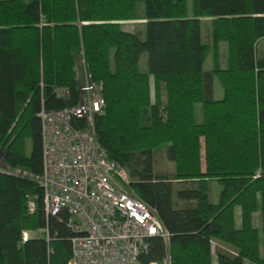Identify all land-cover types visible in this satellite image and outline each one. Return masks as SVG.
I'll list each match as a JSON object with an SVG mask.
<instances>
[{
  "label": "trees",
  "instance_id": "trees-1",
  "mask_svg": "<svg viewBox=\"0 0 264 264\" xmlns=\"http://www.w3.org/2000/svg\"><path fill=\"white\" fill-rule=\"evenodd\" d=\"M142 3L138 12L137 3ZM211 19L210 47L201 19ZM139 20L136 31L122 21ZM227 42V65L218 44ZM264 0H0V264H68L70 217L47 218L38 113L79 102L81 57L101 84L95 135L129 187L170 233L150 239L146 263L264 264ZM145 55L141 67L140 58ZM223 87L214 98L213 82ZM56 89H65L61 96ZM201 104V120L196 105ZM162 108H164L162 112ZM29 142V144H28ZM165 148L170 176L155 172ZM221 190L210 198L211 182ZM181 185L175 191L174 184ZM32 198L35 208L29 212ZM239 207L240 220H236ZM260 210L261 246L252 245ZM48 227L50 242L23 231ZM217 242L228 250L213 251ZM50 249V250H49Z\"/></svg>",
  "mask_w": 264,
  "mask_h": 264
},
{
  "label": "built area",
  "instance_id": "built-area-1",
  "mask_svg": "<svg viewBox=\"0 0 264 264\" xmlns=\"http://www.w3.org/2000/svg\"><path fill=\"white\" fill-rule=\"evenodd\" d=\"M82 66L81 78L76 69L79 102L53 110L42 105L38 113L45 214L60 218L65 211L70 217L68 264H170L168 250L160 262L142 260L151 238L163 239L168 247L170 233L157 211L129 187L126 168L98 143L94 118L103 113L105 100L101 84ZM55 91L68 96L65 89ZM34 208L30 198L29 212ZM34 235L50 242L48 227L23 231V241Z\"/></svg>",
  "mask_w": 264,
  "mask_h": 264
},
{
  "label": "rangeland",
  "instance_id": "rangeland-1",
  "mask_svg": "<svg viewBox=\"0 0 264 264\" xmlns=\"http://www.w3.org/2000/svg\"><path fill=\"white\" fill-rule=\"evenodd\" d=\"M24 1H28V0H24ZM188 3V12L189 14H191V0H187ZM141 7H142V3L140 1H138L137 3V9L138 12L141 11ZM140 21L139 20H131V21H122L121 22V26L124 30H128V31H136L138 29V27L140 26ZM201 35H202V40L204 43L208 44L210 47V51L208 56L206 57L204 63H203V70L205 71H210L213 68V53H212V36H211V19L210 18H202L201 19ZM219 47V52H218V59H219V65L224 68L227 65V42L221 41L218 44ZM258 49H263L264 48V42H260L258 44ZM145 55H142L140 58V63H141V67L144 69L145 65H144V61H145ZM83 60L80 57L77 61L76 64V69L78 71V74L80 75L81 78V72L83 69ZM213 92H214V98L215 99H219L223 96V87L220 84V82L215 78L214 82H213ZM164 108H162V112H163ZM196 115H197V119L201 120V116H202V111H201V104L196 105ZM29 144V142H28ZM154 166H155V172L159 175H163V176H170L173 174L174 172V163L173 161H171L166 154V150L165 148H159L154 152ZM2 153L0 151V168L4 171H10V172H16L17 170L12 169L10 167H6L5 165H3L2 162ZM181 185H179L178 183L174 184V200L176 199L175 196V191L180 188ZM221 190L220 185L215 182L212 181L211 182V194H210V198L213 202H216L218 200V195L219 192ZM239 207H236V220L237 222H239L240 220V215H239ZM253 232H252V236H251V241H252V245L254 246V248L260 253L262 250V246H261V238H262V234H261V216H260V210H257L254 214H253ZM212 247H213V251L215 252L217 249H224V250H228V247L223 245V244H219L217 242H213L212 243ZM213 264H216V256L214 254V261ZM245 264H251L249 262H245Z\"/></svg>",
  "mask_w": 264,
  "mask_h": 264
}]
</instances>
